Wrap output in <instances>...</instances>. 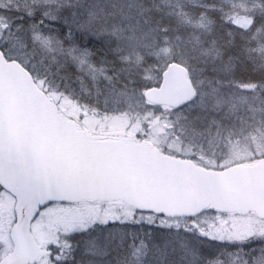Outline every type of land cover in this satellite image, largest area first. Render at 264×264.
I'll use <instances>...</instances> for the list:
<instances>
[{"label": "snow or ice", "instance_id": "6c2138e0", "mask_svg": "<svg viewBox=\"0 0 264 264\" xmlns=\"http://www.w3.org/2000/svg\"><path fill=\"white\" fill-rule=\"evenodd\" d=\"M0 264H264V0H0Z\"/></svg>", "mask_w": 264, "mask_h": 264}]
</instances>
